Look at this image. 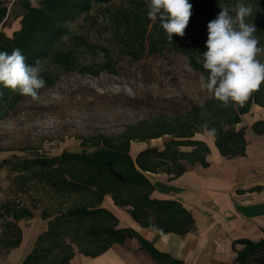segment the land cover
Segmentation results:
<instances>
[{
    "label": "trees",
    "instance_id": "1",
    "mask_svg": "<svg viewBox=\"0 0 264 264\" xmlns=\"http://www.w3.org/2000/svg\"><path fill=\"white\" fill-rule=\"evenodd\" d=\"M148 0H12L10 6L0 0V52L20 49L29 65L40 61L44 86L52 85L61 72L101 69L116 72V59L129 56L139 59L144 55L164 50L183 53L190 66L206 78L203 53L207 50V24L216 18L220 7H234L239 0H189L192 15L183 37L166 38L159 20L147 16ZM251 5L252 15L247 22L254 23L260 44L264 46V0H242ZM95 9L94 14H90ZM86 17L92 26L103 30L104 40L92 42L83 34L71 30L70 24ZM91 53V60L82 54ZM97 60L94 56H98ZM260 59L264 62V55ZM24 96L0 85V117L12 109ZM253 104L264 107V84L254 92L243 107H224L214 98H207L202 106H195L185 117L170 122L158 120L151 125H132L117 137L96 135L83 139V144L94 147L80 152L62 150L56 154L19 156L8 164L17 197H8L0 204V250L17 247L22 239L20 220L34 216V209L41 202L40 216L47 219V229L38 234L31 251L20 264H67L75 253L96 254L111 243H121L125 236H137L141 246L160 261L162 252L131 228H114L117 217L100 206L105 194L119 206H129L132 217L147 226L152 223L190 224L192 218L185 209L174 211L175 202L149 198L152 184L145 172L159 170L179 175L195 163L207 164L209 146L193 138L196 132L205 131L201 125L215 128L214 143L226 157L245 154V126L238 124L241 115ZM254 132H264V119L252 123ZM169 134L164 147L148 146L135 157L130 154L134 140L144 141ZM192 146L190 150L180 146ZM26 194L28 201H23ZM154 216V220L151 219ZM111 224V225H105ZM169 229V228H165ZM96 249L90 251L91 244ZM251 247L261 249L264 240L248 245L238 255Z\"/></svg>",
    "mask_w": 264,
    "mask_h": 264
},
{
    "label": "crops",
    "instance_id": "2",
    "mask_svg": "<svg viewBox=\"0 0 264 264\" xmlns=\"http://www.w3.org/2000/svg\"><path fill=\"white\" fill-rule=\"evenodd\" d=\"M258 119H264V107L257 104L241 115L238 126H245L246 139L243 155L223 156L214 143L213 135H207L206 131L196 132L193 138L203 140L209 146L206 165L195 163L176 176L163 170L145 172L152 184L149 198L174 201L176 206L171 214L185 209L191 215L190 224L154 222L144 226L132 217L129 206H119L109 194L104 195L100 206L117 217L114 228L136 231L162 252L160 261L141 246L137 236H125L121 243L113 242L96 254L80 252L75 247V253L67 264L239 262L238 255L249 244L264 240V132L258 134L251 126ZM145 142H131L132 157L148 147ZM180 148L190 150L192 146L183 145ZM151 219L154 220V216ZM19 225L22 229L21 242L0 255V264H20L31 251L38 234L47 229V222ZM92 245L94 248H90V251L96 249V244ZM250 250L242 255L244 260L241 264H264V247H251Z\"/></svg>",
    "mask_w": 264,
    "mask_h": 264
},
{
    "label": "rangeland",
    "instance_id": "3",
    "mask_svg": "<svg viewBox=\"0 0 264 264\" xmlns=\"http://www.w3.org/2000/svg\"><path fill=\"white\" fill-rule=\"evenodd\" d=\"M5 2L10 6L12 0ZM70 28L92 42L104 40L103 30L92 26L86 17L72 22ZM82 55L88 61L92 58L88 51ZM94 57L99 60L100 55ZM201 75L183 53L164 50L139 59L120 56L116 59L115 73L105 69L97 74L61 72L52 85L39 90L37 98L22 97L0 117V204L8 197L19 196L12 191L16 188L14 173L8 164L1 163L2 158L11 163L17 160L14 154L21 158L52 155L62 150L91 151L94 147L82 142L86 137H117L132 125L149 126L158 120L172 122L184 118L193 107L202 106L209 98L200 88ZM170 137L165 134L145 143L164 147ZM22 200L28 201L29 197L23 194ZM45 204L41 202L34 209V216L20 220L19 224H46L40 216ZM4 253L5 250H0L1 256Z\"/></svg>",
    "mask_w": 264,
    "mask_h": 264
},
{
    "label": "clouds",
    "instance_id": "4",
    "mask_svg": "<svg viewBox=\"0 0 264 264\" xmlns=\"http://www.w3.org/2000/svg\"><path fill=\"white\" fill-rule=\"evenodd\" d=\"M147 16L159 20L166 38L183 37L192 15L189 0H148ZM251 5L239 0L234 7H220L216 18L207 24L206 51L202 66L208 75L200 77V88L224 107H243L251 95L264 84V46L255 35L257 28L246 18L252 15ZM40 61L29 65L20 49L10 54L0 52V85L22 96L38 97L45 81L41 76ZM207 135L216 134L215 128L201 125Z\"/></svg>",
    "mask_w": 264,
    "mask_h": 264
}]
</instances>
